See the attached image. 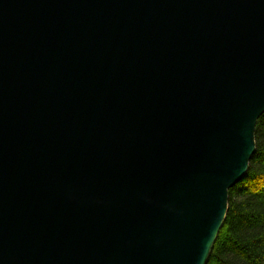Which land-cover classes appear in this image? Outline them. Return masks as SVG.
Here are the masks:
<instances>
[{
    "label": "water",
    "instance_id": "1",
    "mask_svg": "<svg viewBox=\"0 0 264 264\" xmlns=\"http://www.w3.org/2000/svg\"><path fill=\"white\" fill-rule=\"evenodd\" d=\"M264 114V0H0V264H206Z\"/></svg>",
    "mask_w": 264,
    "mask_h": 264
},
{
    "label": "trees",
    "instance_id": "2",
    "mask_svg": "<svg viewBox=\"0 0 264 264\" xmlns=\"http://www.w3.org/2000/svg\"><path fill=\"white\" fill-rule=\"evenodd\" d=\"M244 178L229 189L228 210L206 264H264V114Z\"/></svg>",
    "mask_w": 264,
    "mask_h": 264
}]
</instances>
